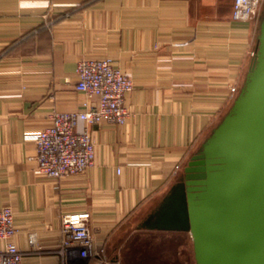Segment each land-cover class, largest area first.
Listing matches in <instances>:
<instances>
[{
  "label": "crops",
  "instance_id": "0c3cea01",
  "mask_svg": "<svg viewBox=\"0 0 264 264\" xmlns=\"http://www.w3.org/2000/svg\"><path fill=\"white\" fill-rule=\"evenodd\" d=\"M232 5L0 0V206L13 210L24 264H98L115 255L123 263L130 238L147 232L134 221L175 181L243 81L256 20L233 19ZM104 57L133 82L126 122L89 126L95 158L83 172L39 176L26 133L49 125L52 109H83L76 64ZM81 210L90 213L95 252L61 256V215Z\"/></svg>",
  "mask_w": 264,
  "mask_h": 264
},
{
  "label": "water",
  "instance_id": "95a60500",
  "mask_svg": "<svg viewBox=\"0 0 264 264\" xmlns=\"http://www.w3.org/2000/svg\"><path fill=\"white\" fill-rule=\"evenodd\" d=\"M253 18L248 66L232 102L134 225L188 233L195 264H264V1ZM107 264H119L118 256Z\"/></svg>",
  "mask_w": 264,
  "mask_h": 264
},
{
  "label": "built area",
  "instance_id": "2783aa9c",
  "mask_svg": "<svg viewBox=\"0 0 264 264\" xmlns=\"http://www.w3.org/2000/svg\"><path fill=\"white\" fill-rule=\"evenodd\" d=\"M264 0H233L231 17L249 20L256 16ZM75 89L88 99L81 110L49 113L51 123L28 131L36 147L34 156L39 176L59 178L65 174L83 172L94 164L95 149L89 126L101 121L124 124L128 117L125 94L133 88L129 75L123 73L110 57L81 59L76 64ZM232 87L231 95L237 92ZM87 210L66 212L60 219L61 256L77 250L83 258L94 254L93 237ZM18 228L9 205L0 206V264H24L26 251L13 241ZM31 245L36 243L35 233H29ZM106 256L99 264H107ZM63 264H66L63 262Z\"/></svg>",
  "mask_w": 264,
  "mask_h": 264
},
{
  "label": "trees",
  "instance_id": "16d2710c",
  "mask_svg": "<svg viewBox=\"0 0 264 264\" xmlns=\"http://www.w3.org/2000/svg\"><path fill=\"white\" fill-rule=\"evenodd\" d=\"M146 231L130 238L122 264H186L181 260L185 251H178V245L185 243L184 232Z\"/></svg>",
  "mask_w": 264,
  "mask_h": 264
},
{
  "label": "rangeland",
  "instance_id": "374dc122",
  "mask_svg": "<svg viewBox=\"0 0 264 264\" xmlns=\"http://www.w3.org/2000/svg\"><path fill=\"white\" fill-rule=\"evenodd\" d=\"M137 219L134 221V224L136 223ZM184 236H185V241H184L185 242V255L181 256V260L183 261V263H186V264H195L190 235L188 233H185Z\"/></svg>",
  "mask_w": 264,
  "mask_h": 264
}]
</instances>
